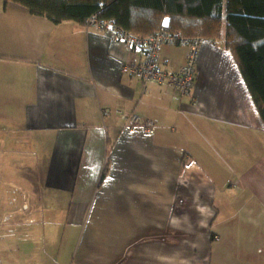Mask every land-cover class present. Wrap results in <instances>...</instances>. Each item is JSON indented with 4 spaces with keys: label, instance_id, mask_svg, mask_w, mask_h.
<instances>
[{
    "label": "crops",
    "instance_id": "crops-1",
    "mask_svg": "<svg viewBox=\"0 0 264 264\" xmlns=\"http://www.w3.org/2000/svg\"><path fill=\"white\" fill-rule=\"evenodd\" d=\"M121 32L0 0V209L63 231L26 264H264V121L233 53L204 38L184 93L124 70L145 53Z\"/></svg>",
    "mask_w": 264,
    "mask_h": 264
},
{
    "label": "trees",
    "instance_id": "trees-1",
    "mask_svg": "<svg viewBox=\"0 0 264 264\" xmlns=\"http://www.w3.org/2000/svg\"><path fill=\"white\" fill-rule=\"evenodd\" d=\"M58 25L112 22L147 38L161 30L223 41L238 64L264 121V0H3ZM180 46V45H178ZM19 190V189H18Z\"/></svg>",
    "mask_w": 264,
    "mask_h": 264
},
{
    "label": "built area",
    "instance_id": "built-area-1",
    "mask_svg": "<svg viewBox=\"0 0 264 264\" xmlns=\"http://www.w3.org/2000/svg\"><path fill=\"white\" fill-rule=\"evenodd\" d=\"M109 21H92V25L102 27ZM121 36L134 48L144 51L145 58L141 63L124 65V70L131 75L142 79L144 82H156L180 89L184 93H190L196 77L197 62L201 46L204 42L202 37H188L180 33H170L165 30L153 33L147 38L121 32ZM164 44L180 45L187 49L184 64L178 71H165L161 67L160 52ZM141 127L146 132H152L157 127V122L152 119L142 120L138 115L132 114L127 117L126 128Z\"/></svg>",
    "mask_w": 264,
    "mask_h": 264
},
{
    "label": "rangeland",
    "instance_id": "rangeland-1",
    "mask_svg": "<svg viewBox=\"0 0 264 264\" xmlns=\"http://www.w3.org/2000/svg\"><path fill=\"white\" fill-rule=\"evenodd\" d=\"M146 133L151 132L147 131ZM18 187L22 188L21 186ZM33 208L34 205L31 209L24 211L23 208L20 207L19 215L13 219H7V215L5 218V208L0 209V248L2 252V245L7 246L5 252L1 254L4 264H16L18 262L20 264H26L29 258H33L35 256L38 257L39 262H43V259L45 258L48 259L51 253L44 251L43 244L44 241L49 238L48 230L45 231V229L49 227H54L53 234H51V245L58 247L61 243L62 238L60 233L63 231L59 232L58 226H49V219L42 218L35 212L32 213ZM8 222H17L21 224H15L14 228L11 229L7 224ZM4 223H6V225H2ZM9 229H17L16 235L12 233L13 231L10 232Z\"/></svg>",
    "mask_w": 264,
    "mask_h": 264
},
{
    "label": "bare ground",
    "instance_id": "bare-ground-1",
    "mask_svg": "<svg viewBox=\"0 0 264 264\" xmlns=\"http://www.w3.org/2000/svg\"><path fill=\"white\" fill-rule=\"evenodd\" d=\"M129 45H130V44H129ZM130 46H131V45H130ZM184 62H185V61H184ZM197 63H198V62H197ZM179 69H180V68H179ZM179 69H178V70H179ZM196 71H197V70H196ZM195 79H196V77H195ZM194 82H195V81H194ZM190 92H191V91H190Z\"/></svg>",
    "mask_w": 264,
    "mask_h": 264
}]
</instances>
